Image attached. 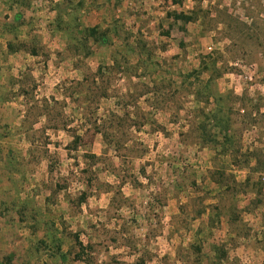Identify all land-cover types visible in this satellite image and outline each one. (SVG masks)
I'll return each mask as SVG.
<instances>
[{
  "label": "rangeland",
  "instance_id": "obj_1",
  "mask_svg": "<svg viewBox=\"0 0 264 264\" xmlns=\"http://www.w3.org/2000/svg\"><path fill=\"white\" fill-rule=\"evenodd\" d=\"M70 2L41 17L20 11L19 22L0 16L3 32L13 26L0 39V264H237L224 260L226 218L209 220L218 187L208 163L228 156L213 143L221 142L217 119L224 117L237 128L242 152L264 154V118L253 121L255 110L245 115L250 98L264 97V0H130L119 8L110 0ZM179 12L196 18L176 20ZM224 13L258 39L233 29L241 39L232 42L224 26L206 24ZM159 80L166 100L152 108L148 91ZM72 90L80 104L67 96ZM50 96L72 121L67 129L41 119L26 130L31 116L22 127L28 101ZM125 102L144 125H102L110 112L121 116ZM98 127L132 133L143 146L128 142V157L119 158ZM223 164L236 182L249 172ZM255 177L264 182V170ZM121 181L110 205L113 193L98 183ZM258 207L247 232L257 230L264 249V203ZM81 246L91 252L82 255Z\"/></svg>",
  "mask_w": 264,
  "mask_h": 264
},
{
  "label": "trees",
  "instance_id": "obj_2",
  "mask_svg": "<svg viewBox=\"0 0 264 264\" xmlns=\"http://www.w3.org/2000/svg\"><path fill=\"white\" fill-rule=\"evenodd\" d=\"M196 14L192 13V14H184L182 12L179 13H175L174 14V18L176 20H182L183 22H188L191 20H194L196 18L195 16ZM208 14H205L202 17V23H205V18L207 17ZM225 18L223 20H217L218 18H214V19H209L206 24L211 21V26L214 28L215 26H217L216 23H219L222 25V27L224 26V30H226V34L225 36H227L228 38H230V40L233 42L235 41L234 37L238 36L239 39L240 36L239 35H234L233 32L231 30H236L237 33H239L240 35H242L243 37L250 39V38H257L259 37V33L258 32H252L251 30V26L248 25H242L240 24L234 17H232L230 14L224 13ZM20 15H16V17H14L16 22L20 21ZM237 25V26H234ZM13 26H10V30H7V32L12 31ZM209 29V28H207ZM6 32V30H5ZM88 34L92 37H95L96 34H98V30L95 27H92L88 30ZM101 35V34H100ZM103 34L101 36V39H103ZM79 45H77L78 47ZM16 47H14L10 42H8V50L10 52H13L14 49ZM32 53H36L35 48H32ZM209 66H207V69ZM98 73H101L102 68L101 66H99L96 70ZM88 75V74H86ZM87 80V78H84V80ZM92 82V81H91ZM81 83V82H79ZM93 83V82H92ZM158 83H161V80H159V82L157 81V85L154 86L153 89H150L148 91V93H151L154 97V101L150 102L149 106H151L152 108H158L161 105L164 104V101L166 100L164 97L163 99H161L162 96H164V90H163V86H159ZM75 84H78V82H75ZM208 89V87L206 88ZM74 90L70 91L69 94L67 95L68 97H70L71 99H75L76 102H78V104H80L79 100V96H74L73 95ZM24 95L29 94L26 90H24ZM147 93V92H146ZM79 95V93H78ZM155 95L160 96L159 98H156ZM212 95V94H210ZM209 96V94L207 95V97ZM224 97V94L218 93V94H214V98L216 103H218V112L221 111V113L223 112V106L220 105V102L222 101ZM243 95H242V99H243ZM240 98V99H241ZM153 99V98H152ZM249 105H250V110L246 112V116L250 117L251 115H253V111H256V115L253 116L252 120L253 121H262V118H264V115L260 113V108L264 106V97L263 96H255L252 99H249ZM28 106H27V110H26V116L24 118L22 127H25L26 124L25 122L27 121V119L29 118V116H31V121L30 123L26 126V130L30 129L35 123L39 122L41 119L46 120L48 123H51L49 125H51L50 127L52 129H60V127H62V129H67V126H69V123H71V120H68L66 118V116L64 115L62 110H59V107H62L61 105V101H59L58 99H56L54 96H50L48 98H42L41 100H35L34 104L31 101H28ZM127 105L128 103L125 102L124 103V113L119 116L116 112H110L108 114L109 116V121H104V123H102V125H107V127L109 128L111 125L114 124V122H117L123 126H127L128 128L132 127V126H143V122L142 120L138 121V118H131L130 113L127 109ZM217 106V104H216ZM59 108V109H58ZM126 108V109H125ZM222 108V109H221ZM57 110V111H55ZM94 122H92L94 125L98 126L97 119L93 118ZM141 119H147L146 117H141ZM152 119V118H150ZM229 119V120H227ZM89 121L91 122V119H89ZM155 121V120H154ZM217 121H221L220 124V133H221V142H219V145H217L216 143V139L214 140V146L220 147L221 149L218 150L220 153H224V154H228L227 159L228 162L233 165V167L239 166L241 167H248L249 168V172L247 173L245 179L243 180V182H236L234 179V176L232 174H230L227 171V164H219L216 162V164L213 165V167L211 168V170L209 169V176H211L212 181L216 184V186L218 187V191L217 193V200L216 202L211 205L210 207L213 208L212 211L209 213V217H210V221H215L217 222V220L222 217V215L226 218V220L229 222V227L230 230L235 233V236H239V235H248L249 231L247 232V225L246 223L242 222L241 218H240V211L237 207L236 204V197L238 194L240 193H252L253 197L249 200V202L246 204L247 205V209H255L256 207H258L259 205L264 203V182L261 181V179L259 177H255V173H259L262 172L264 170V154L262 153V151L259 148H255L252 150H246L244 152H242L239 148V145L236 142V129H232L231 126V122H230V118H218ZM137 126V127H138ZM98 131L100 133H102L103 137H104V141H106L108 146H111L113 149V152L115 153V155L119 158H123V157H128V155L124 154L123 150L128 151L126 147V144L128 142H132L134 143L133 140V134L128 133L127 131L123 132L121 131L120 133H115V131H113V129L111 130L112 132L108 133L106 132V130H101V128H97ZM214 137V136H213ZM79 137L78 136H74V140H72L71 142H73V144H76L78 141ZM72 144V145H73ZM140 146L142 145L141 142H136L134 143V146ZM143 146V145H142ZM70 147V146H69ZM68 147V148H69ZM77 148V146H75ZM130 151V150H129ZM90 155L89 157L93 160V161H97L99 160V156H96L95 154H88ZM230 157V159H229ZM227 162V163H228ZM252 163V164H251ZM123 181V180H122ZM119 182L118 185L115 184H110V183H98V188L99 187H103L104 191L108 192V193H113V196L110 199V205L114 203V197L115 195H120V189L119 187L121 186ZM87 197L86 192H84V194L82 195V197L80 198V201H85ZM121 201H123V198H121ZM227 203V204H226ZM222 204V205H221ZM212 222L213 224L215 222ZM263 224H264V220H263ZM236 238H233V240L235 241ZM81 254L83 255V252H91V250L88 249V246H81L80 250ZM77 256L81 257L80 254H76ZM60 256H64L62 253H60ZM224 256V254H223ZM227 256V255H226ZM225 256V257H226ZM224 257V258H225Z\"/></svg>",
  "mask_w": 264,
  "mask_h": 264
},
{
  "label": "crops",
  "instance_id": "obj_3",
  "mask_svg": "<svg viewBox=\"0 0 264 264\" xmlns=\"http://www.w3.org/2000/svg\"><path fill=\"white\" fill-rule=\"evenodd\" d=\"M70 1H77L79 6H86L88 4V0H0V16L4 13L7 15H18L20 11L27 15H35L37 17L45 16V13L51 14L52 11H54V8L59 7L60 5H69L71 4ZM145 0H140V2ZM111 5L115 8H119L120 6H123V4L127 3L130 4V0H110ZM84 10L80 9L79 13H84ZM20 15V14H19ZM20 18V17H19ZM7 21L9 19H6ZM21 20V18H20ZM7 35V31L3 32V29L1 27V21H0V39L3 35ZM215 152V151H214ZM228 162V159L225 158V160H220L219 157H217L216 162L219 164H223ZM208 167L212 168L213 166L208 163ZM229 167H233L231 163H229ZM230 171V169H229ZM233 172V170L231 169ZM247 195L238 194V202L239 205H237L239 211H240V218L242 222L246 223H252L253 220L256 221L258 219L260 213H258L257 209L259 207H256L255 209H247L246 203L244 205H241V202H245L247 200ZM250 197H253V194L251 193L248 195ZM243 197V200L241 198ZM252 220V221H251ZM225 226H229V222L226 220ZM250 227V226H248ZM251 226L250 234L248 235H239L235 236V233H232V231L229 228L230 234L228 235V242L226 243V246H228L229 251L224 259L226 262H235L237 264H264V249L259 245L257 240L259 239L257 230H254ZM235 237V244H231V238ZM233 246V247H232ZM234 255H232L231 252Z\"/></svg>",
  "mask_w": 264,
  "mask_h": 264
},
{
  "label": "built area",
  "instance_id": "obj_4",
  "mask_svg": "<svg viewBox=\"0 0 264 264\" xmlns=\"http://www.w3.org/2000/svg\"><path fill=\"white\" fill-rule=\"evenodd\" d=\"M248 79H249V80H251V79H252V77H251V76H249V77H248ZM251 131L253 132V131H255V130H251Z\"/></svg>",
  "mask_w": 264,
  "mask_h": 264
}]
</instances>
